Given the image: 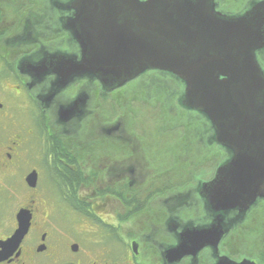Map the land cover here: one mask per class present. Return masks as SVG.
I'll use <instances>...</instances> for the list:
<instances>
[{
    "label": "flooded vegetation",
    "instance_id": "1",
    "mask_svg": "<svg viewBox=\"0 0 264 264\" xmlns=\"http://www.w3.org/2000/svg\"><path fill=\"white\" fill-rule=\"evenodd\" d=\"M69 2L49 0L47 11L41 0H0V264H264V167L248 170L256 185L243 203H209L202 184L233 147L183 104L185 81L173 73L147 68L107 89L90 73L67 74L81 56ZM214 7L260 25L264 76V0ZM163 89L198 124L171 126L155 95ZM20 208L29 225L8 242Z\"/></svg>",
    "mask_w": 264,
    "mask_h": 264
},
{
    "label": "water",
    "instance_id": "2",
    "mask_svg": "<svg viewBox=\"0 0 264 264\" xmlns=\"http://www.w3.org/2000/svg\"><path fill=\"white\" fill-rule=\"evenodd\" d=\"M69 6L74 12L66 25L81 56L67 74L90 73L106 89L146 68L182 78L183 104L204 112L217 141L234 150L203 182V192L217 208L243 203L256 185L248 170L264 167V76L254 55L260 25L246 13L219 12L214 0H70ZM34 177L27 176L29 184ZM28 225L20 208L7 241L20 239Z\"/></svg>",
    "mask_w": 264,
    "mask_h": 264
},
{
    "label": "trees",
    "instance_id": "3",
    "mask_svg": "<svg viewBox=\"0 0 264 264\" xmlns=\"http://www.w3.org/2000/svg\"><path fill=\"white\" fill-rule=\"evenodd\" d=\"M53 1V0H51ZM34 4H32L33 6ZM49 0H41V7L43 10H47L49 9ZM49 11V10H47ZM178 92H172V91H168L166 92L165 89L160 90L159 92H157L155 95H159L160 97V106L164 107L165 113L167 114L168 118L166 119L169 124H171V126H180L181 122L184 121L185 126H188L189 124H191V127L195 124H198L199 120L197 119V117H195L193 114H191L190 112L181 114L180 110L178 108H174V106H176L174 100L172 99V96L177 95ZM168 99H166V96ZM204 122V121H203ZM201 122V125L202 123ZM168 125V124H167ZM204 127V126H203Z\"/></svg>",
    "mask_w": 264,
    "mask_h": 264
},
{
    "label": "rangeland",
    "instance_id": "4",
    "mask_svg": "<svg viewBox=\"0 0 264 264\" xmlns=\"http://www.w3.org/2000/svg\"><path fill=\"white\" fill-rule=\"evenodd\" d=\"M11 1H15V2H16V0H11ZM21 1H22V0H21ZM27 5H28V4H27ZM29 5H30V4H29ZM16 14H17V13L13 14L12 12H10V13L8 12V17L11 18L13 15L16 16ZM18 14H19V13H18ZM144 111H145V109H144ZM144 121H145V119L143 120V122H144ZM146 126H147V125H146ZM136 127H139V126L136 125ZM149 127H151V126L149 125ZM175 127H179V126H175ZM54 202H55L56 204L59 203L58 200H57V201L55 200ZM56 206H57V205H56ZM61 206L63 207V205H61ZM11 208H12V202L9 201L8 204H7V210L10 212V211H11ZM5 209H6V206H5ZM69 216H72L70 212H69Z\"/></svg>",
    "mask_w": 264,
    "mask_h": 264
}]
</instances>
